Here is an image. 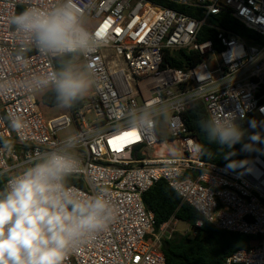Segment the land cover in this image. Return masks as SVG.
<instances>
[{"label":"built area","instance_id":"1","mask_svg":"<svg viewBox=\"0 0 264 264\" xmlns=\"http://www.w3.org/2000/svg\"><path fill=\"white\" fill-rule=\"evenodd\" d=\"M164 1L193 8L201 17L146 0H78L89 26L107 37L86 59L96 86L77 109L45 118L40 93L31 92L29 82L56 61L33 50L25 63H17L9 17L54 0H0V140L15 145L7 163L15 171L29 153L59 147L65 136L80 133L81 172L73 178L85 188L72 187L102 192L116 210L110 226L72 250L64 264H166L161 240L179 233L178 221L156 228L143 203L161 180L215 228L255 238L221 264H264V159L255 156L237 171L202 161L184 120L196 102H203L208 116L242 105L247 111L244 119L237 112L236 123L251 117L264 131V42L248 43L212 22L228 13L264 40V0ZM205 29L215 38L200 40ZM166 50L177 60L173 51L193 53L196 62L173 68L163 63ZM141 113L153 128L141 122ZM9 114L24 121L20 133L9 127ZM133 132L135 137L123 136Z\"/></svg>","mask_w":264,"mask_h":264},{"label":"clouds","instance_id":"2","mask_svg":"<svg viewBox=\"0 0 264 264\" xmlns=\"http://www.w3.org/2000/svg\"><path fill=\"white\" fill-rule=\"evenodd\" d=\"M86 8L78 0H54L48 7L30 5L9 17L17 41L15 59L26 62L33 50L56 61L54 67L34 75L29 82L33 93H50L60 108L71 109L83 101L96 86L95 74L87 57L106 42L88 24ZM247 106L238 105L223 116H209L202 131L209 144L233 149L241 143L244 130L236 123L244 119ZM264 111V109H262ZM9 127L20 133L24 121L7 117ZM140 120L148 128L152 120L143 113ZM249 126L256 128V120ZM137 131H140L138 128ZM80 133L69 134L59 147L29 153L19 169L7 160L15 155V145L0 140V264H64L68 254L93 235L105 231L116 210L102 192L85 194L72 187L70 180L81 172L78 149ZM242 152L260 151L264 143L259 133L248 137ZM204 154H210L206 148ZM234 151L225 153L226 167H243L245 161L231 160Z\"/></svg>","mask_w":264,"mask_h":264},{"label":"trees","instance_id":"3","mask_svg":"<svg viewBox=\"0 0 264 264\" xmlns=\"http://www.w3.org/2000/svg\"><path fill=\"white\" fill-rule=\"evenodd\" d=\"M146 1L180 11L191 17H201L198 11L190 7L180 6L164 0ZM212 22H216L218 25L230 30L237 36L244 38L248 43L262 44L264 42L262 37H259L253 31L245 28L228 13H222L217 17H213ZM208 38H215V32L205 29L200 35V40ZM181 52L187 61L186 65L173 58L167 50L163 56V63L173 68H184L196 62L197 56L195 54H188L185 50H181ZM81 102L77 103L71 110L77 109L81 105ZM38 103L46 107L57 106L54 97L50 93H40L38 96ZM208 117L203 102H196L184 113L187 129L195 137L200 146V158L202 161L212 163L231 171H237L241 167L234 170L226 167L229 160L225 159V153L228 151H234L236 153L230 157L231 160L245 161L247 163L255 156H260L264 159V143L256 144V148L260 149V151H241V145L243 143H249L248 137L253 133H259L262 138H264V131L259 125L256 128H251L249 126V121L253 120V118L248 117L237 123L245 132V136L241 143H237L233 149H227L226 147L221 149L217 144H209L206 133L202 131V126L205 124ZM205 148L209 150L210 154H204L203 150ZM0 183H3V181L0 180ZM70 184L85 188L82 180L76 178H72ZM143 203L146 209L154 214L156 228L169 221L171 218H174L178 222L186 224L192 230L193 236L174 233L170 239L161 240L160 251L166 264H221L225 258L234 252L248 249L250 247V242L255 239L251 236L215 228L193 207L183 202L181 197L163 180L157 182L143 195ZM198 222H201L200 227L196 226Z\"/></svg>","mask_w":264,"mask_h":264},{"label":"rangeland","instance_id":"4","mask_svg":"<svg viewBox=\"0 0 264 264\" xmlns=\"http://www.w3.org/2000/svg\"><path fill=\"white\" fill-rule=\"evenodd\" d=\"M42 114L45 118H51L56 115H58L61 112H65L67 109L65 108H60L58 106L55 107H46L43 106L42 104L40 105ZM70 130L65 131L64 133L67 135ZM176 229L179 232V234L186 233L193 236L192 230L184 223L178 222L176 225Z\"/></svg>","mask_w":264,"mask_h":264},{"label":"water","instance_id":"5","mask_svg":"<svg viewBox=\"0 0 264 264\" xmlns=\"http://www.w3.org/2000/svg\"><path fill=\"white\" fill-rule=\"evenodd\" d=\"M172 54H173L175 57L179 58V60H180L181 62H183V63L185 62V58H184V56H182V54H181L180 51H173Z\"/></svg>","mask_w":264,"mask_h":264},{"label":"snow or ice","instance_id":"6","mask_svg":"<svg viewBox=\"0 0 264 264\" xmlns=\"http://www.w3.org/2000/svg\"><path fill=\"white\" fill-rule=\"evenodd\" d=\"M97 34H98V35H101L102 32H99V33H97ZM123 136H133V137H135L136 134H135L134 132H133V133H124ZM120 138H122V137H117V139H120ZM136 138H138V137H136Z\"/></svg>","mask_w":264,"mask_h":264}]
</instances>
